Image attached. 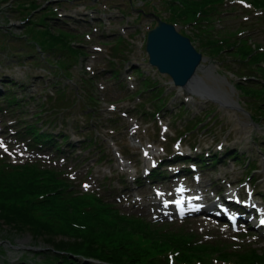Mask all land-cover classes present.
<instances>
[{"label": "trees", "instance_id": "obj_1", "mask_svg": "<svg viewBox=\"0 0 264 264\" xmlns=\"http://www.w3.org/2000/svg\"><path fill=\"white\" fill-rule=\"evenodd\" d=\"M171 1L175 14L187 22L216 18L217 14L212 17L210 14L218 11L223 2ZM252 1L264 6V0ZM196 30L201 46L211 53L222 56L228 52L235 61L245 66L253 61L264 60V51L259 49L263 45L254 42L253 47L245 37H236L235 30L226 27L220 30L213 23L206 26L200 23ZM223 32H228L229 36L223 38ZM32 35L43 51L58 52L55 62L61 68L65 66L64 48L70 47L75 54L81 50L71 45L68 35L55 34L48 26L36 27L35 35ZM144 86L154 87L153 92L158 88L149 81L144 82ZM242 89L251 98L264 102V87L248 83ZM160 94L161 91L155 93L153 98L160 97ZM256 111L264 116L261 105L256 106ZM66 187V182L48 170L31 167L13 172L0 170V228L6 234L12 231L27 232L35 240H43L51 247L50 254H45L46 264H96L93 260L101 264H163L157 255L172 247L182 251L181 259L185 262L221 252L223 257H230L240 264H264V252L247 250L230 253L219 245L210 249V246L196 243L193 233L183 230L163 231L141 220L122 217L92 196L67 193L63 190ZM86 207L90 209L86 210ZM80 259L91 261L82 262Z\"/></svg>", "mask_w": 264, "mask_h": 264}, {"label": "rangeland", "instance_id": "obj_2", "mask_svg": "<svg viewBox=\"0 0 264 264\" xmlns=\"http://www.w3.org/2000/svg\"><path fill=\"white\" fill-rule=\"evenodd\" d=\"M31 1L32 0H0V41L4 40L5 34L15 36L14 40L9 38V41H4L6 44V50L3 42H0V44H2V50L0 49V87L7 85L9 88L4 86V89L7 88L8 90L13 91L21 98H23L24 95H27L26 97L33 95L36 100H32L24 107V109L28 111L27 114H30V116L36 111H40V109L43 111L41 114L43 117L50 116L57 111H61L57 109L56 106L62 104L61 106H63V109L69 110L70 114L73 113L72 117H68L67 122L68 129L74 131L77 129L76 124L87 125V121H92V119L83 114L80 101H84V97L87 96V91L90 92L95 90L96 82L92 75H95L96 72L93 71L99 67L98 55L100 53L93 51L91 48L92 45L88 44L86 49L83 47V50H86L92 56L76 58L69 56L71 52L63 53L65 55L66 68L60 69L57 67V70H60V72L57 73L55 67H52L47 61L49 60L55 64V57L58 52L50 53L43 51L37 42L32 43L33 41L31 40H33V36L30 34V29L33 27V30L36 33V29L34 28L42 27L40 24L47 21L46 23L53 33H64L65 36H75L74 34H68L69 31L75 27L62 22L65 20L61 21L54 18L55 14L52 12V9H50L49 5L51 3L48 2L49 0H35L37 3H41L42 8L38 9L39 7H37L32 11L34 12L33 14H31V12H26L24 3H29ZM123 1L125 0H98L97 6L101 7L100 5L103 3L108 5L116 4L118 2L123 3ZM134 1L135 8L142 6V3L138 0ZM84 3L93 4L90 0H86ZM123 8L124 6L122 9ZM145 9L149 10L146 6ZM55 11L60 12L61 9L58 8ZM133 21L134 19H130L129 23L132 24ZM151 21L152 20L148 17L143 18L142 23L144 25V30L148 28ZM226 23L231 29H233L234 24L239 23V20L234 17H229ZM90 25L91 24L89 23V27ZM73 30L79 35L80 33L78 32L81 31V28ZM189 33H191V30ZM135 35V42H133L131 49L132 52L130 53V58L132 60L144 56L143 33L139 31ZM79 36L81 37V35ZM39 39L42 41L41 37ZM28 41L30 42L29 45H27ZM112 44H114V50L116 54H118L120 52V46L122 45L121 39H118ZM67 49L70 48L67 47ZM208 61H212V63H208ZM228 64L234 68L231 60H228ZM84 66L85 68L86 66H91V74L85 72ZM204 66L205 69L210 68L213 71L214 76L225 77L222 74H218L219 69L227 72L223 64H218L216 60H213L210 57L206 58ZM215 68L219 69L215 70ZM227 73L230 74L229 72ZM224 82L225 83L219 82V84L222 87H226L228 83L226 81ZM48 87H52V91H55L58 88L64 89L66 93L60 95L61 97L66 96L64 103H54V100L53 103L42 106L45 103V101H43V95L48 92ZM55 95L58 96L57 93ZM242 103L247 104L245 101H242ZM85 105L88 104L85 103ZM51 106L56 108L53 113L50 111ZM179 106L180 105L176 108ZM189 110L190 113H193L192 109L189 108ZM225 116L242 130L254 129L253 124L251 123H249L250 126L248 128H241L239 123L242 126L245 120L238 119V123L235 116L230 113H225ZM76 120H78V122L75 124ZM249 120L250 117L248 118V121ZM257 144L258 143H254L253 145H250V152L254 153L257 151ZM249 155L251 156V154ZM253 157L259 162L258 166L263 164L259 155H254ZM50 250L51 247L46 245L43 240H35L30 233H16L12 231L7 232L6 234L0 228V264H46L47 261L45 259V254H50L48 253ZM80 260L82 262L84 261L82 259Z\"/></svg>", "mask_w": 264, "mask_h": 264}, {"label": "water", "instance_id": "obj_3", "mask_svg": "<svg viewBox=\"0 0 264 264\" xmlns=\"http://www.w3.org/2000/svg\"><path fill=\"white\" fill-rule=\"evenodd\" d=\"M148 51L151 62L162 71L173 76L178 70L183 72L181 77L176 76L181 85L186 83L200 61V56L191 47L189 40L176 34L174 29L167 25L150 34Z\"/></svg>", "mask_w": 264, "mask_h": 264}, {"label": "snow or ice", "instance_id": "obj_4", "mask_svg": "<svg viewBox=\"0 0 264 264\" xmlns=\"http://www.w3.org/2000/svg\"><path fill=\"white\" fill-rule=\"evenodd\" d=\"M2 147H4V145H3L2 143H0V148H2ZM85 187L87 188L88 186L85 185ZM165 203L167 204V202H165ZM176 203L179 204V203H181V201H177ZM260 223H261V224H264V220H261Z\"/></svg>", "mask_w": 264, "mask_h": 264}]
</instances>
